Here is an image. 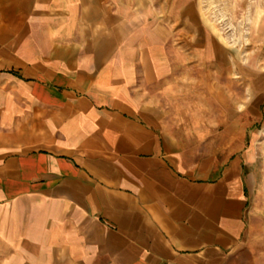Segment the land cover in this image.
<instances>
[{"label":"crops","instance_id":"obj_1","mask_svg":"<svg viewBox=\"0 0 264 264\" xmlns=\"http://www.w3.org/2000/svg\"><path fill=\"white\" fill-rule=\"evenodd\" d=\"M233 2L0 0V264H264L250 120L183 96L264 102Z\"/></svg>","mask_w":264,"mask_h":264},{"label":"rangeland","instance_id":"obj_2","mask_svg":"<svg viewBox=\"0 0 264 264\" xmlns=\"http://www.w3.org/2000/svg\"><path fill=\"white\" fill-rule=\"evenodd\" d=\"M262 4L264 5V0H234L233 6L235 13L221 14L222 10H218L216 13V17L220 18V21L226 22L228 19L234 22L233 44L243 52L244 59V62L240 61L239 63L243 66H260L261 70L264 68V14H257L252 10L258 8V5L262 6ZM243 5L245 11H242ZM254 53H258L260 56L259 65L258 63H249V61H247V59L253 57L252 55H254ZM236 73L237 75L234 77L233 81V94H211L208 90L209 88L207 89L206 87L203 88V93H195V89L189 86L192 85L190 83L188 85L189 87H186L187 93L183 95L186 100L184 102L187 103L188 108H191L187 110V116L193 119L202 118L204 123H208L211 119L222 121L230 117H241L245 120L247 119V121L248 119L250 120V141L244 144L251 146L252 150L255 152L253 171L256 178V198L258 199L259 197L262 199V201L259 202L261 206H256L255 209L257 213H260V215L264 217V102H261L262 104H257V101L254 100L256 97H254L252 93H243V90L248 91L250 79H244L242 76H238L237 71ZM219 80L221 85L232 84L230 80ZM227 98L232 101V104H227ZM249 101L250 105L245 106L244 109L238 108V105L243 102L248 103ZM200 105L203 107L202 109L194 108ZM228 105H230V107L232 106V110L228 108ZM226 128L227 126L221 124L218 126L204 124L201 126V131L203 133H210L211 130L214 132L215 129H219V132L223 133ZM236 128L240 129L241 127ZM223 144L225 145L227 143L220 142V145ZM234 145L236 150L238 143H234ZM249 240L255 250L263 253L261 255H264V218L256 222L253 235Z\"/></svg>","mask_w":264,"mask_h":264}]
</instances>
